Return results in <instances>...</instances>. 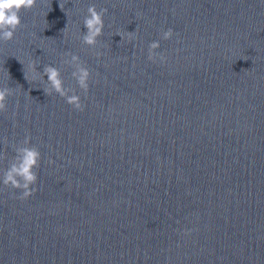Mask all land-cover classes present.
<instances>
[{
  "label": "water",
  "instance_id": "1",
  "mask_svg": "<svg viewBox=\"0 0 264 264\" xmlns=\"http://www.w3.org/2000/svg\"><path fill=\"white\" fill-rule=\"evenodd\" d=\"M76 2L86 15L91 5L108 9L102 39L174 130L264 219V0ZM169 28L173 37L162 39ZM153 41L161 45L155 62Z\"/></svg>",
  "mask_w": 264,
  "mask_h": 264
},
{
  "label": "clouds",
  "instance_id": "2",
  "mask_svg": "<svg viewBox=\"0 0 264 264\" xmlns=\"http://www.w3.org/2000/svg\"><path fill=\"white\" fill-rule=\"evenodd\" d=\"M37 5V0H0V41L8 42L14 39L17 30L22 26L20 13L22 11L31 10ZM63 9V5L60 6ZM108 9L104 8L97 10L95 5L87 8V15L83 20V25L87 28V32L82 37V42L92 48H95L99 42V37L103 36L105 22L104 15ZM120 35L123 39V34ZM174 31L169 28L162 33V39L169 40L173 37ZM130 39H135V32H128ZM161 47L159 41H153L149 45L148 59L155 62L157 60L156 50ZM70 55V59H65L64 64L71 66L74 70L71 75L76 80L80 89L85 93L88 92L91 77L90 70L81 62L78 55ZM97 56L102 53H96ZM161 61L166 60L163 55L159 56ZM31 70L30 79L36 81L47 77L48 87L43 91L46 95L51 96L54 92L66 99V102L73 106L75 110L84 111L85 104L81 97L75 93V89L66 88L62 77L61 70L51 64L45 65L43 71L38 70L35 62L29 65ZM71 93V95H70ZM14 94V90L10 87L0 88V112L7 110L6 101L10 95ZM15 156L9 167L5 169L2 177V182L5 186L22 190V195L19 199L24 200L32 196L38 189L33 185L37 184L38 173L42 159L39 148L31 145V137L28 136L22 142V146L15 148ZM6 158V157H5ZM187 231V230H186ZM190 234V233H189Z\"/></svg>",
  "mask_w": 264,
  "mask_h": 264
}]
</instances>
